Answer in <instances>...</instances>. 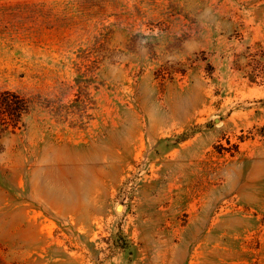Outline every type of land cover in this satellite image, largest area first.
<instances>
[{
	"label": "rangeland",
	"instance_id": "1",
	"mask_svg": "<svg viewBox=\"0 0 264 264\" xmlns=\"http://www.w3.org/2000/svg\"><path fill=\"white\" fill-rule=\"evenodd\" d=\"M0 264H264V0H0Z\"/></svg>",
	"mask_w": 264,
	"mask_h": 264
},
{
	"label": "trees",
	"instance_id": "2",
	"mask_svg": "<svg viewBox=\"0 0 264 264\" xmlns=\"http://www.w3.org/2000/svg\"><path fill=\"white\" fill-rule=\"evenodd\" d=\"M29 110L25 98L13 91L0 92V133L15 131L22 126V117Z\"/></svg>",
	"mask_w": 264,
	"mask_h": 264
}]
</instances>
